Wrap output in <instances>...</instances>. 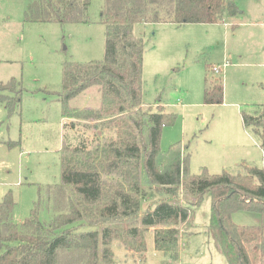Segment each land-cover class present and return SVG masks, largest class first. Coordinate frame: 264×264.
<instances>
[{"label":"trees","instance_id":"obj_1","mask_svg":"<svg viewBox=\"0 0 264 264\" xmlns=\"http://www.w3.org/2000/svg\"><path fill=\"white\" fill-rule=\"evenodd\" d=\"M91 0H27L25 22L90 24ZM239 13L227 0H105L101 23L105 27V55L86 64L65 62L60 94L62 112L74 121L95 123L97 139L65 146L62 181L40 188L38 200L23 224L14 222L17 206L11 192L0 201V264H116L111 247L120 240L145 261V233L156 228L155 249L179 258L176 226L191 222L189 201L163 199L142 212L146 186L157 185L169 195L183 192L191 202L213 194V234L227 264H264V226H243L232 220L239 210L264 211V168L243 161L235 172L190 174L179 145L161 149L163 130L177 115L162 105L145 108L144 60L147 44L135 35L137 24H222ZM218 68L207 65V72ZM207 73V74H208ZM16 86L19 88L17 89ZM102 93L100 109H74L69 102L90 87ZM264 91V81L260 84ZM21 83H0V103L10 114L20 108ZM224 85L213 82L205 103L222 104ZM243 122L260 139L264 150V103ZM74 128V127H73ZM181 188V189H180ZM47 209L48 223L40 213ZM135 221L140 226L116 229L109 222ZM105 225L101 232L81 231L85 225ZM107 225V226H106Z\"/></svg>","mask_w":264,"mask_h":264},{"label":"rangeland","instance_id":"obj_2","mask_svg":"<svg viewBox=\"0 0 264 264\" xmlns=\"http://www.w3.org/2000/svg\"><path fill=\"white\" fill-rule=\"evenodd\" d=\"M239 7L228 24H137L134 34L147 44L144 60L145 108L162 105L177 115L163 130L161 149L179 145L188 158L190 174L205 169L210 174L235 172L247 161L264 168V150L243 115H256L264 103V0H227ZM27 0H0V83L16 79L23 95L18 110L10 114L0 103V201L11 192L17 203L14 222L30 216L40 188L62 181L65 146L97 139L95 123L74 121L62 112L60 94L65 62L86 64L105 55V27L101 14L105 0H91L90 24L27 23ZM237 23L233 29L231 26ZM221 69L207 72V65ZM208 73V74H207ZM224 85L222 104L205 103L206 89L213 82ZM18 89L19 87L16 86ZM74 109H100L102 93L90 87L69 102ZM74 127V128H73ZM181 189V188H180ZM142 214L163 199L187 204L191 222L176 226L179 258L155 249V230L145 233V261L128 251L120 240L111 244L116 264H227L213 234V194L200 203L183 192L169 195L157 185L146 186ZM40 219L48 223L44 209ZM232 220L243 226H264V211L239 210ZM107 223L112 228L140 226L135 219ZM106 225V226H107ZM105 225H85L81 231L101 232ZM183 236V237H182Z\"/></svg>","mask_w":264,"mask_h":264},{"label":"crops","instance_id":"obj_3","mask_svg":"<svg viewBox=\"0 0 264 264\" xmlns=\"http://www.w3.org/2000/svg\"><path fill=\"white\" fill-rule=\"evenodd\" d=\"M236 17V16H235ZM235 17H233V18H235ZM231 18H228V19H226V21L224 22V23H222V24H228L227 22L230 20ZM236 25H237V23H233L231 26L233 27V29L236 27ZM212 66H215V65H213L212 64ZM221 70V69H220ZM262 83V81L261 82H259V84H261ZM260 87V86H259ZM261 88V87H260ZM183 237V236H182ZM182 241V242H181ZM184 241H185V239L184 238H182V239H180V242L182 243L181 244V246L182 247H184L185 246V243H184ZM179 252H180V249H179Z\"/></svg>","mask_w":264,"mask_h":264}]
</instances>
